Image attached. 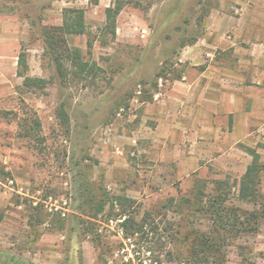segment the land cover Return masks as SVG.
<instances>
[{"label": "rangeland", "instance_id": "rangeland-1", "mask_svg": "<svg viewBox=\"0 0 264 264\" xmlns=\"http://www.w3.org/2000/svg\"><path fill=\"white\" fill-rule=\"evenodd\" d=\"M254 1L0 0V264H264V217L220 241L213 261L191 255L213 229L201 206L217 187L229 208L253 209L238 180L247 147L264 164V105L252 72L242 78L264 39ZM64 7L84 9L85 33L66 43L94 67L86 78L66 63L62 79L44 42ZM21 49L43 85L23 84ZM31 117L39 137L25 135Z\"/></svg>", "mask_w": 264, "mask_h": 264}, {"label": "trees", "instance_id": "trees-1", "mask_svg": "<svg viewBox=\"0 0 264 264\" xmlns=\"http://www.w3.org/2000/svg\"><path fill=\"white\" fill-rule=\"evenodd\" d=\"M91 3H97L98 0H89ZM122 8V4L119 1H115L113 4L107 6L105 12V27H107L111 33H115V20L116 16ZM86 30V23L84 17V9L79 7H64L61 11V24L59 26L44 27L42 30L44 42L47 51L55 61L56 69L62 79L67 75V63L71 67L75 76L86 78L94 67L89 61L83 59L81 51L78 47H70L66 43V38L69 35L83 34ZM20 69L18 70L20 75H23V84L29 86H41L44 84V79L41 77H32L24 73V67L26 65V52L21 49L18 54L17 60ZM61 115L67 121L64 111L61 109ZM40 121L37 117H31L26 122L25 135L31 137H39ZM257 147L264 149V143H258ZM249 154L251 155V162L247 166L246 171L240 176L238 180L239 195L243 199H247L253 203V209L250 211H238L229 208L225 201L227 194L221 187H217V192L210 195L207 204L202 205L205 211L209 212L212 219L213 229L211 234H203L199 239L198 245H201L199 250H191V255L194 257V261L198 262L203 258L204 261H213L220 246V241L224 243L226 237L230 234L236 235L240 232H254L258 228V223L261 218L264 217V192L260 189V172L264 169V164L260 160V153L254 147H247ZM77 161L74 162L77 165ZM220 185L224 181H217ZM79 193H82L79 188ZM202 191H198L195 199L202 202ZM92 197L88 196L85 200H91ZM124 197L110 198L109 202L113 204L122 205ZM127 200V199H125ZM106 200H102L105 202ZM103 203H99V207H102ZM3 212L0 211V221L3 219ZM123 225L130 226L133 230L138 229L137 223L134 218L129 216L125 217ZM127 228V227H126ZM211 257V259H209ZM205 264V263H204Z\"/></svg>", "mask_w": 264, "mask_h": 264}, {"label": "crops", "instance_id": "crops-1", "mask_svg": "<svg viewBox=\"0 0 264 264\" xmlns=\"http://www.w3.org/2000/svg\"><path fill=\"white\" fill-rule=\"evenodd\" d=\"M254 7L256 9L258 8H263L264 9V1H258L255 0L254 2ZM262 40L256 38V40L253 43V50H252V57H253V69H250V67L247 66V70L248 71H242V75H243V80L245 79V77L247 76V74H249L250 72H252L250 75V77L252 78L253 82H256L254 85V90L255 93L254 94V98L258 101V103H260V105H264V93H261L264 90V85H261L262 80H263V74H264V66L262 67L261 63L264 60V39L261 38ZM227 70V69H226ZM181 85L184 86V84L186 85L187 83H183L180 82ZM183 92H184V96L186 94H188V90L185 87H182ZM228 96H230L231 93H227ZM262 103V104H261ZM259 105V106H260Z\"/></svg>", "mask_w": 264, "mask_h": 264}, {"label": "built area", "instance_id": "built-area-1", "mask_svg": "<svg viewBox=\"0 0 264 264\" xmlns=\"http://www.w3.org/2000/svg\"><path fill=\"white\" fill-rule=\"evenodd\" d=\"M62 203H63V205H66V200H63L62 201ZM59 208V210H60V212H61V215H65V208L64 207H62V206H59L58 207ZM56 209H57V207H56ZM117 232H118V234H123V229H122V227H118L117 228Z\"/></svg>", "mask_w": 264, "mask_h": 264}]
</instances>
